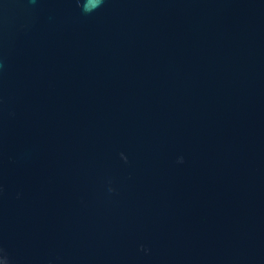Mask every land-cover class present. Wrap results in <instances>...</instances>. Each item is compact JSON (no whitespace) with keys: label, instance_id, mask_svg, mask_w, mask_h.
I'll use <instances>...</instances> for the list:
<instances>
[{"label":"water","instance_id":"95a60500","mask_svg":"<svg viewBox=\"0 0 264 264\" xmlns=\"http://www.w3.org/2000/svg\"><path fill=\"white\" fill-rule=\"evenodd\" d=\"M0 0V264H264V0Z\"/></svg>","mask_w":264,"mask_h":264},{"label":"clouds","instance_id":"9594fccd","mask_svg":"<svg viewBox=\"0 0 264 264\" xmlns=\"http://www.w3.org/2000/svg\"><path fill=\"white\" fill-rule=\"evenodd\" d=\"M103 4V0H95V4L92 7H86L88 12L94 11ZM85 5H88V0H85Z\"/></svg>","mask_w":264,"mask_h":264}]
</instances>
